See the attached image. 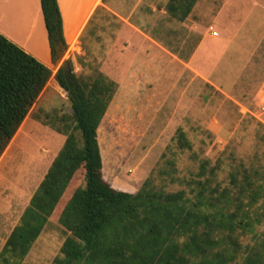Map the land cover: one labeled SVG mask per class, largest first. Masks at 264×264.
Segmentation results:
<instances>
[{"label": "trees", "instance_id": "obj_1", "mask_svg": "<svg viewBox=\"0 0 264 264\" xmlns=\"http://www.w3.org/2000/svg\"><path fill=\"white\" fill-rule=\"evenodd\" d=\"M198 0H170L167 14L185 21ZM54 65L68 45L57 0H41ZM103 10V8H100ZM185 60H188L187 58ZM52 78V71L0 34V157ZM55 81L68 96L72 115L40 111L36 120L65 142L8 237L0 264H23L49 222L65 232L53 264H264V179L243 169L231 186L213 188L204 162L185 191H156L148 179L133 194L103 176L99 127L118 84L101 72L83 80L61 66ZM80 140L83 146H80ZM181 150H191L177 130ZM264 140V138H263ZM242 176V178H240ZM255 236V244L241 239Z\"/></svg>", "mask_w": 264, "mask_h": 264}, {"label": "rangeland", "instance_id": "obj_2", "mask_svg": "<svg viewBox=\"0 0 264 264\" xmlns=\"http://www.w3.org/2000/svg\"><path fill=\"white\" fill-rule=\"evenodd\" d=\"M199 1L195 15L185 24L162 15L161 9L153 14L150 7L140 8L131 24H139L147 35L177 51L180 58L190 60L204 29L214 26V17L225 0ZM246 2L238 12L241 27L236 44L242 43L247 49L258 46L248 69L223 66L209 74L202 64L195 63V71L189 69L184 75L180 71L183 76L177 81L172 100L161 102L159 108V103H153L149 109L148 103L143 105L145 96L149 88L156 89L160 78L149 76L148 67L143 72L139 70L140 79L131 82L136 87L131 96V113L124 108L123 91L129 89V79L122 64L131 44L122 37L124 22L105 8L100 9L98 40L93 45L98 49L92 60L86 56L83 71L73 69L83 80L101 72L118 84L98 133L107 173L104 178L117 189L135 194L151 179L156 191L185 190L192 197L190 183L198 179L204 162L210 163L208 177L217 169L213 188H232L231 175L243 169L251 173L257 170L259 178L264 179V8ZM228 13L227 21L231 16ZM83 40L92 45L88 33ZM239 67L243 69L244 62ZM142 107L146 109L141 111ZM54 110L72 115L67 93L51 79L0 157V253L65 142L64 136L36 120L40 111ZM180 128L191 150L179 147ZM260 207L264 209V199ZM263 233L264 224L258 229L259 236ZM65 239V232L52 220L23 264H53ZM258 240L253 235L241 239L244 245Z\"/></svg>", "mask_w": 264, "mask_h": 264}, {"label": "crops", "instance_id": "obj_3", "mask_svg": "<svg viewBox=\"0 0 264 264\" xmlns=\"http://www.w3.org/2000/svg\"><path fill=\"white\" fill-rule=\"evenodd\" d=\"M246 1H249L254 7L264 8V0H258L260 3L257 0H225L214 17L215 23L212 24L214 25L212 27L218 31V37L212 35L210 28L204 29L200 43L188 63H186L187 60L178 56L177 51L169 50L162 43L147 35L139 24L135 25L131 22H134L140 8L147 10V7H150L153 14L161 9L162 15L172 21L185 24L195 15L199 0L191 15L183 22L173 19L167 14V5L170 0H57L63 21L64 37L68 45L66 56L59 65H54L52 62L41 0H0V34L48 67L54 74L51 79H55L56 73L63 65L68 70L72 65L76 72L84 70L83 65L88 62L86 56L90 55L92 60L93 53L98 49V46L93 47V45H97L98 40L100 8L110 11L124 22L122 37L131 44L128 47V55L122 63L123 68L127 71L126 78L129 79V89L123 91L124 103L126 102L124 108L131 113V111L134 112L131 96L135 94L133 87L136 88L131 82L134 79L136 81L140 79L139 70L143 72L148 67L149 72L146 73L149 76L156 77L155 79L160 78L156 89L155 86L153 89L149 88L145 96L143 105L148 103L149 109L153 108L155 103H159L157 106L159 108L161 102L171 101L176 94L179 77L186 74L189 69L195 71V63L202 64L208 73L220 70L223 66L230 70L248 69L254 62V51L258 46L247 49V47H243L245 45L242 43L241 45L236 44L241 27L238 12L242 8V3ZM228 11L230 12L228 13ZM226 12L228 15L231 13L228 21L225 18ZM216 22L219 23L216 25ZM86 33L90 35L91 46L83 40ZM263 42L264 40L261 43ZM246 54L249 55L245 57ZM109 56L110 54L106 59L107 62L110 60ZM132 57L133 59H131ZM147 59L149 63H147ZM243 62L244 68L240 69L239 64ZM181 70L183 75L180 76ZM202 76H204L203 73ZM145 109L142 107L140 110ZM103 176L107 177L105 163H103ZM105 180L109 183L107 179Z\"/></svg>", "mask_w": 264, "mask_h": 264}, {"label": "built area", "instance_id": "obj_4", "mask_svg": "<svg viewBox=\"0 0 264 264\" xmlns=\"http://www.w3.org/2000/svg\"><path fill=\"white\" fill-rule=\"evenodd\" d=\"M210 31L212 32V35H213L214 37H218V32H216V31L214 30V27H211V28H210Z\"/></svg>", "mask_w": 264, "mask_h": 264}]
</instances>
